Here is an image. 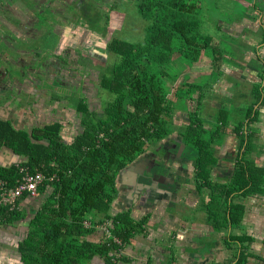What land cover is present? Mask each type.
<instances>
[{"label":"trees","instance_id":"obj_1","mask_svg":"<svg viewBox=\"0 0 264 264\" xmlns=\"http://www.w3.org/2000/svg\"><path fill=\"white\" fill-rule=\"evenodd\" d=\"M252 1L253 6L254 0ZM125 2L135 8L138 17L146 22L142 30L143 40L139 45L124 46L115 39L105 44V51H111L114 56L120 54L121 62L114 63L100 80V90L110 96L104 112L102 111L103 116L94 110H89L85 116L86 120L97 122V131H91V135L81 133L83 137L78 134L72 142L67 143L61 135L60 123L45 125L43 131L39 127L32 129L30 133H21L22 131L14 130L9 122L0 121V148L2 144H6L17 158L10 168L0 169V180L5 181L8 187L17 186L21 180L19 168L22 167L29 173L38 170L46 176L56 175L57 178L52 183H44L38 190L40 195L46 196L30 222L28 236L19 244L22 264H90L97 255L103 257L107 264L124 261L118 255L142 230L146 219L134 223L130 219V222L126 221L121 215H109L110 205L117 195L115 178L120 170L145 151L147 144L159 142L173 132V112L176 111L175 102L168 99L159 76L147 67H159L160 61L164 62L163 65L170 64L175 51L194 64L210 51L213 68L217 71L225 63L221 60L227 59L220 43L214 45L210 36L203 35V32L197 33L200 23L198 25L193 19L201 9L199 0ZM79 8L85 10L83 18L86 23L89 21L98 25L97 19L104 15L106 26V23L115 19L113 15L119 7L114 3L105 14L88 2ZM252 9L260 11L257 6ZM224 28L220 27V32L225 34ZM258 72L259 82L254 85L253 91L259 99V108H264V101L261 102L264 100L263 63ZM184 85L187 84L179 85V90L183 91ZM188 86L193 96L196 94L195 87L205 91L200 86ZM205 98L203 93L200 98H193V102H200L191 110V104L186 105L190 123L181 135L188 145H201V149L197 148L199 150L195 152H200L196 165L198 176L205 180L204 185H208V166L212 161L213 150L210 147L217 137H222L224 128L220 124H227L231 113L218 112L214 132H208L201 117ZM77 110L80 111V108ZM260 114L258 108L246 111L243 120L235 127H243L247 120L249 123L256 122ZM240 138L242 146L250 147L251 141H248L247 135L240 134ZM241 169L233 177L239 183ZM260 189H264V182L260 184ZM23 198L26 199L27 196ZM18 207L12 210L0 206V225L21 219L22 213ZM236 207L240 208L237 212ZM240 210L243 211L241 206L231 209L232 221L233 215L237 216L234 217L235 224H238L241 217ZM100 215L101 224L107 221L105 235L101 239H93L90 235L95 230V223L91 221ZM88 220L91 226H85ZM237 239L244 243L251 238L243 236ZM170 247L173 245L168 248L172 254L173 249L170 250ZM174 258L171 257L168 264H172ZM245 260L242 252L236 264H244Z\"/></svg>","mask_w":264,"mask_h":264},{"label":"crops","instance_id":"obj_2","mask_svg":"<svg viewBox=\"0 0 264 264\" xmlns=\"http://www.w3.org/2000/svg\"><path fill=\"white\" fill-rule=\"evenodd\" d=\"M257 1L254 0L252 7L257 6ZM263 29V19L253 23L248 19L232 18L225 24L224 32L229 37L230 44L240 48L238 49L241 52L239 56L245 58L244 61L250 64L254 58L260 56V61L264 64V39H260V47L255 49L258 46L256 38L260 36L259 33ZM47 47L43 40L38 39L33 48L34 53L17 52V55L7 56V59L17 62L16 64L28 62L30 58L36 59L38 65L41 64L40 61H45L55 68L52 78L60 80L56 83L60 87L52 86L51 81L45 84L40 79L44 68L38 70L37 81L35 85H32L30 92L32 106L29 104L18 106V104L15 105L5 100L0 101V120L9 122L16 131L28 133L33 128L58 122L62 126L61 135L64 137L67 131L64 125L69 123L72 115L67 116L66 110L58 111V108H66L68 112L67 104L55 100L48 104V99L43 97L46 93L50 94L52 88H61L60 82H63L59 75L60 64L53 54L49 53L51 48L47 50ZM71 49L65 48L64 50L70 51ZM75 49L73 54L65 52L66 56H79L80 50ZM238 50L235 52L238 53ZM239 62L236 61L229 65L223 63L217 78L212 74L213 72L210 74L213 79L217 80L215 85L209 92L203 91L206 96L204 106L207 110L202 111L201 117L203 126L208 132H214L218 112L231 113L230 121H227V124H220L224 128L222 137H217L210 147L213 150L211 151L212 161L208 166V185H204L205 180L198 176L196 160L200 158V152L186 153V150L191 147L192 149L196 147V152L199 150L197 148L201 149V145L190 146L184 142L181 135L190 123L188 110L180 111L177 108L173 117V132L159 142L147 144L145 151L135 158V160L138 159L136 167L127 169L123 173L119 172L116 176L114 187L117 195L110 205L109 215H121L122 218H128L134 223L146 219L142 230L122 248L118 256L123 257L124 261L118 264H168L171 257H175L172 264H236L242 252L246 257L244 264H264V189H260V184L264 182V108H259V99L255 97L256 93L253 91L254 85L259 82L258 74L256 75L255 72L257 67H248L249 64L244 67V64H239ZM67 73L69 71L62 72L66 78L76 80L77 75L70 76ZM223 73L224 76H221ZM64 82L69 84L67 79ZM83 85L78 83L77 86L78 89L82 86L81 92ZM245 87L252 90H248V96ZM64 91H62L63 95ZM221 100L228 102L227 107L220 103ZM242 100H245V104L241 103ZM87 101L88 109L91 111L90 101ZM239 103L242 107H239ZM190 104L189 110L196 106L191 100L187 105ZM252 108L260 110L261 114L257 117V121L249 123L247 120L243 127H235L243 120L246 111ZM52 110L55 114L49 115ZM57 112L61 113L56 114ZM237 115L240 117L235 120ZM78 119L76 125L79 124V129L82 130V118L78 116ZM238 130H240L239 134ZM81 133L78 130L76 135ZM240 134L248 136V141H251L250 147L242 146ZM170 136L174 137V140H171L170 145L168 147L165 145L167 148H164L163 142ZM64 141L67 142L65 139ZM181 145L184 146V157L183 160L173 164L177 169L174 175L170 174L174 172L166 170L167 168L165 171L161 169L153 171H160L164 176L157 181L164 183L173 180L176 185L158 184L157 187L154 186L148 190L145 187L147 183L145 177L135 178L136 173L144 169V165L140 167L143 162L139 160L147 157L153 158L155 155L163 158L162 152L173 148L171 152L175 153ZM150 152L152 154L148 156ZM145 154H147L146 157ZM16 159L11 148H0V169L10 168L15 164ZM146 161L145 159L144 164ZM240 169L239 183V180L234 181L233 177ZM50 176L55 177L54 181L57 180L56 175ZM231 188L232 191H230ZM45 196L38 192L35 198L21 199L18 208L22 213V218L14 223L0 225V261L2 264H22L19 244L28 236L30 222L34 219V214L40 208ZM235 206H241L243 209V211L240 210L239 222L236 221L238 224L233 223L234 217L237 216L233 215V221L231 219V209ZM239 209L236 207L235 211ZM100 220H102V215L94 217L91 221L95 223V230L90 235L93 239H101L105 235L107 221L101 224ZM85 226H91L89 220L85 222ZM243 236L251 239L241 243L237 238ZM170 245H173L172 254L168 250ZM90 264L107 263L103 257L97 255L93 257Z\"/></svg>","mask_w":264,"mask_h":264},{"label":"rangeland","instance_id":"obj_3","mask_svg":"<svg viewBox=\"0 0 264 264\" xmlns=\"http://www.w3.org/2000/svg\"><path fill=\"white\" fill-rule=\"evenodd\" d=\"M125 1L127 0H75L74 4L70 5L68 12L65 13L68 17L63 19L58 18L59 20H56V24L54 17L46 14L45 11L40 12L39 14V24H43L46 27L48 33L50 32L48 40L45 41L46 45L48 46L47 50L48 48H51L49 53H52L59 62V67L64 71L68 70L69 73L67 74L70 76H72V74L81 75V77L87 79H85L83 82V91L81 92L80 89H82V86H79L78 90H74L75 87L72 86H75L76 83H74L72 80L69 83L70 86H67L64 82L66 77L61 73V78L63 81L62 87L52 88L50 94L48 93V96H43L44 98L48 99V104L54 100L59 103L62 101L64 104H67L68 112L64 107V109L61 107L58 108V111L66 110L67 116L72 115L70 117L69 123L64 125L67 131L65 132L63 138L67 141V143L72 142L78 130L79 132H82V134L85 132V134L89 133V135L93 133L91 131L95 132L98 130L97 122L90 119L86 120L85 118L87 112H90L88 109L87 100L90 101V107H92V110L98 112L101 114V116H103L102 111L104 112L105 106H107L109 102L110 96L103 90H100V80L102 75L106 73L114 63L118 64L121 62V57L120 54H118V56H114L111 51L106 52L105 44L111 39L120 41L124 46L139 45L142 43V30L146 25V22L142 21L141 18H139L135 13V8L133 9L132 6L128 5ZM199 1L201 9L196 12L193 19L195 23L198 22V25L200 23L197 33L201 34L203 32V35L210 36L214 45L220 43L221 49L225 52V57L227 58L221 60L222 62H225L224 65L234 64L236 61L239 62V60L242 58L239 56L241 52L238 49L240 48L233 47L229 43V37H227V35L223 32H220V27H225V24H227L232 18L248 19L253 23L257 22V20H261L264 12L253 11L251 5L253 2L252 0ZM259 1L260 0L257 2ZM85 2L90 3L92 7L97 6L98 9L104 14L109 12L110 6L114 3H116L119 8H117V12H115V15H113L115 19H113L109 24L106 23L105 26V16L103 15L99 16V19H97L98 25H95L91 24L89 21L87 23L84 21L83 16L85 10H81L79 6ZM122 2L125 4L123 5ZM257 7L260 8L259 5H257ZM66 19L68 21H66ZM256 39L258 46H256L255 49L257 50L260 47L261 38L259 36ZM82 40L83 45L86 43L84 51L79 48V42ZM220 45L218 44V47ZM18 48L19 47L16 49L17 51H19ZM65 48L72 49L70 51H65ZM75 48H77L78 51L81 50V52H79V56H66V53L73 54L76 50ZM236 50H238V53L235 52ZM12 57H14V55H12ZM244 59L245 58H242L241 63L239 62V64L243 63L244 67H246L249 62L244 61ZM1 60L2 57L0 55V62ZM41 62L42 61H40V63ZM43 62L45 63V61ZM163 64L164 62L160 61L159 67L152 66L147 68L150 69L152 73L154 72L159 76L160 83L165 88L168 99L175 102L174 105H177L176 108L180 111L186 110L185 107L188 101L191 99L193 102V98L196 96L200 98L204 91L203 89L195 87L194 89L196 96H193L191 88L188 85L200 86L205 89V92H209V90L212 89V87L217 82V80L213 79L211 77L212 75L210 76V74L213 72L212 74H214L216 78L219 75V71L213 68L212 55L210 51L204 54V56L201 57L196 64L183 59L181 54L175 51L172 55L171 63L168 65ZM260 64H262L261 61H257V59L254 58L248 67L250 66L254 68L256 66L257 69H260ZM63 70L62 72H64ZM221 76H224V73ZM56 82L52 83L51 85L54 87H60L58 84H56ZM182 84H187L184 85V92L179 90V85ZM245 89L247 90L246 94L248 96V90L250 89L247 87ZM72 90H74L73 93ZM62 91H64L65 96L62 94ZM199 102L200 101H194L193 103L197 105ZM220 103L227 107V101L221 100ZM241 103L245 104V100H242ZM241 103H239V107H242ZM78 107L80 108V111L77 110ZM201 110L205 111L207 110V107L203 106ZM50 113L51 114L49 115L55 114L53 110L50 111ZM59 113L61 112H57L56 114ZM75 113L76 115H74ZM173 113H176V111ZM77 115L82 118V130L79 129V124L76 125V122L79 121ZM62 116L64 115L62 114ZM239 117L240 116L237 115L235 120H238ZM41 129L43 131V127H41ZM21 133H23V131ZM18 135H20V133ZM81 137H83V135ZM186 153H195V149L189 148L186 150ZM106 191L108 190L106 189ZM125 220L130 222L128 218H125ZM105 226H107V224ZM171 249H173V247H170V250ZM0 264H2L1 261Z\"/></svg>","mask_w":264,"mask_h":264},{"label":"flooded vegetation","instance_id":"obj_4","mask_svg":"<svg viewBox=\"0 0 264 264\" xmlns=\"http://www.w3.org/2000/svg\"><path fill=\"white\" fill-rule=\"evenodd\" d=\"M74 2L75 0H0V55L2 57L0 62V101L5 100L15 105L18 104V106H28V104L32 106L30 97L31 87L35 85L34 83L37 81L38 70L43 68L44 73L40 79L45 84L48 81H51V83L60 81L59 79L56 80L57 78H52L55 68L43 61L38 65L36 59L30 58L28 62L16 64L17 62L8 60L7 56L17 55V52L20 53L22 51L25 52V54L34 53L33 48L38 39L45 42L48 40L50 34L43 24H39L40 21L38 17L40 12L45 11L46 14L53 16L56 24V20H59L58 18L63 19L68 17L65 13L68 12L70 5H73ZM257 3L260 8L264 10V0H260ZM262 9H260V11H262ZM261 19L264 21V13ZM66 21L68 20L66 19ZM259 35L261 39H264V29L261 30ZM82 42L83 40L79 42V48L84 51L86 43L83 45ZM16 46L19 47V51L16 50ZM256 58L258 59V57ZM62 70L63 69L59 67V75H61ZM66 79L69 80V83L71 80L76 83L75 86L72 87H75L74 90H78V83L83 84L86 78L77 75L76 80ZM60 85H62L61 82ZM66 85L70 86L69 84ZM22 87H24V89H22ZM25 87H29V89H25ZM74 90H72V93ZM46 95L48 96V93H46ZM0 121L3 120L1 119ZM171 140H174V137L170 136L163 142L164 148L170 145ZM165 145H167V147H165ZM2 147H7V145L2 144L1 148ZM172 149L173 148H168V150L162 152L161 155L168 166L167 170H172L174 173L170 174L174 175L177 169L174 168L173 164L176 163V161L183 160L184 156L182 153L180 158H178L176 155L178 150L173 153L171 152ZM151 154L150 152L148 156ZM146 155L147 154H145V157ZM143 165L145 166L144 163H141L140 167Z\"/></svg>","mask_w":264,"mask_h":264},{"label":"built area","instance_id":"obj_5","mask_svg":"<svg viewBox=\"0 0 264 264\" xmlns=\"http://www.w3.org/2000/svg\"><path fill=\"white\" fill-rule=\"evenodd\" d=\"M21 180L15 187H8L5 181L0 180V206L17 208L21 198L27 195L28 198H35L38 190L44 183L54 182V176H46L36 170L29 173L25 168H19Z\"/></svg>","mask_w":264,"mask_h":264},{"label":"water","instance_id":"obj_6","mask_svg":"<svg viewBox=\"0 0 264 264\" xmlns=\"http://www.w3.org/2000/svg\"><path fill=\"white\" fill-rule=\"evenodd\" d=\"M264 43V41H263ZM263 49V47H262ZM183 149H184V146L181 145L178 153H177V157L180 158V156L182 155L183 153ZM147 160L146 163H145V166H144V169L142 171H138L136 173V177H145L146 178V181L147 183L145 184V187H147L148 190H151L154 186L157 187L158 184H163V185H174L175 182L173 180H170L168 182H159L157 181L159 178L161 177H164L162 176V174L160 173V171H157V172H153L154 169H161L162 171H165L166 168H168L167 164L164 162V159L163 158H160L158 157L157 155H155L153 158H144L142 160H139L142 161L144 163V160ZM137 160L136 159L134 162H132L129 166H127L125 168V170H122L121 173H123L124 171H126L127 169H134L136 167V164H137ZM167 170V169H166ZM166 178V177H165ZM176 185V184H175ZM176 187V186H175ZM171 201H173V199H171Z\"/></svg>","mask_w":264,"mask_h":264},{"label":"clouds","instance_id":"obj_7","mask_svg":"<svg viewBox=\"0 0 264 264\" xmlns=\"http://www.w3.org/2000/svg\"><path fill=\"white\" fill-rule=\"evenodd\" d=\"M261 44L263 45V43H261ZM258 57H259L258 59H260V56H258ZM255 72H256V75L259 74L258 69H257V71H255ZM25 196H27V195H25ZM27 198H28V197H27ZM21 199H23V198H21ZM21 199H20V200H21ZM18 204H19V203H18ZM18 206H19V205H18ZM18 206H17V207H18ZM12 210H13V209H12Z\"/></svg>","mask_w":264,"mask_h":264}]
</instances>
